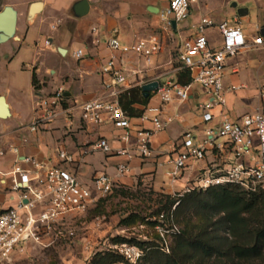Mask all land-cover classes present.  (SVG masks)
<instances>
[{"label":"crops","instance_id":"obj_1","mask_svg":"<svg viewBox=\"0 0 264 264\" xmlns=\"http://www.w3.org/2000/svg\"><path fill=\"white\" fill-rule=\"evenodd\" d=\"M261 1V0H259ZM86 2L88 9L84 15L77 14V6ZM169 0H0V11L9 6L16 12L15 33L12 40L18 44V52L23 50L28 55L17 73L13 68L12 57L1 61L7 68L5 83L0 87V96L7 104L8 117L0 118V150L7 151L0 159V208L13 205L18 194L8 190L11 170L15 155L9 150L16 148L21 157H31L47 167H58L75 175L82 183L91 185L100 175H107L114 187L135 189L149 187L153 192L174 196L181 193L186 185L192 182L199 171L206 167L223 169L232 159L227 149H214L207 153L202 161L190 163L182 178L174 184H169L166 177L171 170L170 161L174 158L175 146L182 135L190 131L196 140L203 137L206 129L219 124L225 116L236 120L251 113L256 107L264 104V46L242 50L227 61L224 76L226 104L224 107L215 105L208 110L211 120H203V111L199 106L207 99L202 91L192 87L189 98L184 103L176 99L165 107L166 115L177 116L176 120L165 130L156 133L151 141L152 155L146 160L134 158L127 161L124 157L115 155L114 151L121 148H132L135 138L128 144L119 141L121 130L115 129L109 123L101 125L86 124L80 120L79 112L75 111L70 121L59 117L47 128L38 133H29L27 127L34 118L35 96L49 94L62 86L70 103L79 105L102 94L100 69L105 61L114 54L119 66L125 71H140L129 76V83L143 86L156 81L159 86L166 83H176L177 70L170 64H161L155 55L150 62L135 55L112 53L96 39L115 37L121 44H131L143 38H155L163 49H167L166 38L176 39V53L182 38L190 33V26L201 15H207L216 23L229 21L238 22L248 41L261 33L264 21V6L257 9L256 0L251 10L257 20L251 23L248 17V0L236 3L238 8L245 9L243 16H238L231 7L232 0H198V9L193 7L189 17L169 29L160 19V13L168 6ZM262 2V1H261ZM40 3L37 12L29 15L30 7ZM262 4V3H260ZM227 7V9H226ZM224 17H219L220 12ZM235 14L236 18L227 20ZM96 29V33L92 32ZM211 45H218V33L215 29L208 30ZM48 40L50 46H43ZM81 50L83 57L75 59L73 53ZM168 50V49H167ZM25 60V59H24ZM236 67L237 71L233 70ZM36 77L35 89L32 83V73ZM231 87H235L231 90ZM146 108L156 107V93H150ZM131 126L149 128L150 122L142 121L140 112L144 106L132 105ZM142 113V114H143ZM151 113H147L150 115ZM27 142H22V138ZM106 139L113 151L103 153L95 148L98 140ZM222 144L223 140H217ZM63 152L67 160L59 157ZM127 163L129 172L124 176H116V167ZM23 168H29L24 164ZM4 181V183H3Z\"/></svg>","mask_w":264,"mask_h":264},{"label":"built area","instance_id":"obj_2","mask_svg":"<svg viewBox=\"0 0 264 264\" xmlns=\"http://www.w3.org/2000/svg\"><path fill=\"white\" fill-rule=\"evenodd\" d=\"M232 1L241 3L245 0ZM197 4L198 0H169L168 6L160 13V19L167 28L172 29L171 22L174 21L176 26L185 21ZM210 29H215L218 33L216 46L209 42ZM96 31L92 30L94 33ZM189 31L188 36L179 43L177 61L181 68L190 72L191 82L187 85L166 83L158 86L154 92L158 105L145 108L140 117L142 121L150 122L151 127L134 129L130 118L122 110L119 97L126 90L136 87L128 79L140 71L125 72L113 54L100 69L102 94L99 97L76 105L70 103L62 86L49 94L37 95L34 118L24 129L29 133H38L59 117L70 121L73 113L78 111L80 120L86 124L109 123L121 130L119 141L124 144H128L134 136L133 147L118 149L114 151L115 155L124 157L127 161L150 158L153 136L165 130L177 117L166 115L165 107L168 103L174 99L180 103L187 101L195 84L209 99L199 109L203 111V120L210 121L208 110L215 105L224 107L226 104L223 80L227 61L244 49L264 46V34L258 32L252 41H248L238 22L216 23L207 15H201L190 26ZM95 42L112 53L132 54L147 63L161 48L155 38H143L131 44H121L115 37L96 39ZM43 46L48 48L49 41L45 40ZM73 57L81 59L82 51H75ZM233 70L237 71L235 66ZM234 89L235 87H231V90ZM219 139H223L222 144L217 143ZM22 142H27V139L23 137ZM175 147L174 158L170 161L172 168L166 173L171 185L182 178L190 163L204 160L207 153L214 149H227L232 155L223 169L206 167L199 171L196 178L178 196L220 185H234L246 193L264 191V104L236 120L224 116L217 126L206 129L203 137L198 140L190 131H186ZM95 148L107 154L113 152L106 139L98 140ZM9 152L15 158L7 173L10 179L8 190L18 194V198L13 205L0 208V264L11 262L15 256L25 253L31 245L40 244L43 234L56 231V237H60L62 233L58 227L65 218L84 214L95 198L109 194L114 188V182L107 175L97 176L91 185H86L61 168L47 167L31 157H21L16 148H11ZM6 153L7 151L0 150V159ZM59 157L67 160L63 152ZM24 164L29 168H23ZM128 172L127 163L117 165V177ZM68 235L72 236L73 233L69 232ZM114 250L123 259L116 264H137L144 256L141 247L126 243L114 246Z\"/></svg>","mask_w":264,"mask_h":264},{"label":"rangeland","instance_id":"obj_3","mask_svg":"<svg viewBox=\"0 0 264 264\" xmlns=\"http://www.w3.org/2000/svg\"><path fill=\"white\" fill-rule=\"evenodd\" d=\"M261 1L256 0V10L264 6V0ZM251 5H255L254 0H248L246 5L249 8L248 17L253 23L257 18L251 10ZM194 8L195 10L198 9V5H195ZM218 16L224 17V12H220ZM229 18L239 20L235 14L227 17V20H230ZM166 44L168 50L161 47L155 55V59L157 58L159 63L163 65L165 63L170 64L178 72L180 64L177 61L176 39L167 37ZM0 54L1 61L7 56L12 57L13 68L16 67L19 74L21 72L18 68H20L22 61H27L29 57L24 54L23 50L18 52V44L12 38L0 39ZM6 70L7 68L5 69L1 65L0 87L5 83ZM170 82L173 83V80ZM192 87L198 88L195 84ZM219 140L222 141L223 139ZM174 196L178 197V195ZM160 199L147 186L135 189L114 187L109 194L95 198L84 214L65 218L61 222V226L58 227L62 233L60 237H56V231L43 234L40 244L31 245L25 253L15 256L11 262L5 264H89L96 253L115 252L114 246L119 245L115 243V239L118 237L146 243V246L148 243H155L163 251L170 253L173 248L177 247L179 242L177 234L179 232L186 231L190 234H196L204 226L206 219L203 215L188 213L176 220V217L171 216L173 208L169 210L164 207L158 202ZM158 209H161V214H164L165 218L167 214H170L168 221L165 218L161 219V215L155 214ZM263 216L264 198L259 202L252 217L253 223L256 224ZM154 221H158L159 224L165 221L166 223L163 227L153 226ZM69 232H72L73 235L69 236ZM224 237L225 243L231 240L228 233L224 232ZM126 244L138 246L131 243ZM187 259L190 264L228 263L226 257L202 258L192 251L187 253ZM137 264H144L143 257ZM245 264H264V251L261 258Z\"/></svg>","mask_w":264,"mask_h":264},{"label":"trees","instance_id":"obj_4","mask_svg":"<svg viewBox=\"0 0 264 264\" xmlns=\"http://www.w3.org/2000/svg\"><path fill=\"white\" fill-rule=\"evenodd\" d=\"M176 74V83L187 85L191 82L190 72L179 67ZM32 83L35 89L36 77L32 73ZM143 97L141 87H132L123 92L119 97V104L128 117L132 116V105L140 104L146 108L149 99ZM143 111L139 114L142 115ZM161 199L158 201L171 212L172 217L178 218L188 213L203 215L206 223L196 234L186 231L179 232L177 247L170 253L163 251L155 243H141L125 238H116L115 243L136 244L144 250V264H190L187 253L193 252L202 258L226 257L225 264H245L262 257L264 251V216L256 224L253 223L254 216L259 202L264 198V191L246 193L234 185L212 186L206 190H194L175 197L166 194H158ZM178 195V194H176ZM155 214L161 215V209ZM170 214L166 215L167 221ZM158 221L153 226H164ZM169 230V229H165ZM224 232L228 233L231 240L224 242ZM123 259L115 252H99L94 255L89 264H116Z\"/></svg>","mask_w":264,"mask_h":264},{"label":"water","instance_id":"obj_5","mask_svg":"<svg viewBox=\"0 0 264 264\" xmlns=\"http://www.w3.org/2000/svg\"><path fill=\"white\" fill-rule=\"evenodd\" d=\"M41 7L40 3H35L30 7L29 15L37 12ZM231 7L236 10L238 16H243L245 13V9L238 8L236 3H232ZM88 6L86 2H81L77 6V14L84 15L87 12ZM16 12L13 8L6 6L0 11V39L7 40L13 37L15 33L16 26ZM172 28H175V22H171ZM261 34H264V30L261 31ZM158 82L153 81L141 86V91L143 93V97L147 98L150 93H154L158 88ZM9 112L7 109V104L2 96H0V118L8 117Z\"/></svg>","mask_w":264,"mask_h":264}]
</instances>
